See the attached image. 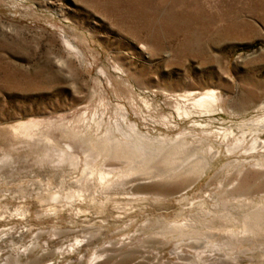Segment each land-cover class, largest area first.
<instances>
[{"label": "rangeland", "instance_id": "1", "mask_svg": "<svg viewBox=\"0 0 264 264\" xmlns=\"http://www.w3.org/2000/svg\"><path fill=\"white\" fill-rule=\"evenodd\" d=\"M263 119L264 0H0V264H264Z\"/></svg>", "mask_w": 264, "mask_h": 264}, {"label": "bare ground", "instance_id": "2", "mask_svg": "<svg viewBox=\"0 0 264 264\" xmlns=\"http://www.w3.org/2000/svg\"><path fill=\"white\" fill-rule=\"evenodd\" d=\"M181 99L183 100L184 103H186L187 107H185L183 111L181 109L182 113L180 114V116L181 115L185 116L187 120H190L196 123L197 125L196 127L204 128V125L199 123L195 119H204V118L209 119L212 116L218 114L219 112L218 111L219 110L218 109V105H219L218 98L214 91H208V92L201 93V94L190 91L186 93L185 95L181 96ZM179 111H180V108L178 109V112ZM34 127L35 125L32 123L20 124L17 127H14L12 130L15 136H21L24 138H32V135L30 134V132ZM254 127H258L259 130H252L254 129ZM261 129H264V119L261 121H257L256 123L252 124L251 127H249V132H251L250 136H252L251 138L253 139L254 137L258 135V133L264 132V130H261ZM248 137H249V134L247 133L243 134L242 137H235L233 135V132H228V133L226 132V134L224 135V139L227 141H229L230 139L236 138L233 149L244 148L245 144L249 140ZM260 144L264 145V141H261L259 138L254 139L249 149L247 150L248 151L257 150ZM52 149L54 148H51V150ZM51 150L44 154V158L41 161H45L51 156L50 154ZM93 150L96 153L100 150L104 152L106 151V148L105 147H100V148L94 147ZM130 151H132L131 153L136 156L135 159L137 160L140 166L151 168L154 162L158 159L157 158L158 156H160L159 159L164 158L165 156L164 153L166 150L164 148L157 149L156 147L149 146V147L131 148ZM58 161L60 163L68 162L69 165H71L72 167L77 166V158L72 156L69 152L60 151L58 155ZM207 165H208V162L206 160L203 161L202 163L203 169H206ZM91 169L92 168L88 166L83 171V174L85 176L92 175ZM110 175H111L110 172L101 171L99 173V179L100 181L105 182L106 180L109 179Z\"/></svg>", "mask_w": 264, "mask_h": 264}]
</instances>
